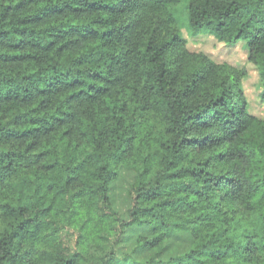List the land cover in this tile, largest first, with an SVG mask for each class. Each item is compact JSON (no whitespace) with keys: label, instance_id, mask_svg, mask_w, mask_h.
<instances>
[{"label":"trees","instance_id":"1","mask_svg":"<svg viewBox=\"0 0 264 264\" xmlns=\"http://www.w3.org/2000/svg\"><path fill=\"white\" fill-rule=\"evenodd\" d=\"M184 4L264 100V0H0V264H264V119Z\"/></svg>","mask_w":264,"mask_h":264},{"label":"rangeland","instance_id":"2","mask_svg":"<svg viewBox=\"0 0 264 264\" xmlns=\"http://www.w3.org/2000/svg\"><path fill=\"white\" fill-rule=\"evenodd\" d=\"M187 17L185 4L179 5L177 7V18L184 38L187 40L188 48L192 52H204L217 63H227L240 70H246L247 75L242 81V89L248 101V110L252 115L264 119V100L260 96L262 90L260 70L250 61L247 44L242 40L232 45L225 44L209 32H202L195 36L188 27ZM133 177L134 173L132 170L123 168L119 173L118 179L112 184L111 196L114 205L119 209H125L128 205L126 195ZM135 235V233H130L128 239L124 240L122 249L119 251L118 261L120 264H134L136 259L125 261L123 258L127 252L132 251ZM188 247V238L172 236L160 258L167 259L173 254L186 250ZM149 256L150 254H142L136 258L146 260Z\"/></svg>","mask_w":264,"mask_h":264}]
</instances>
